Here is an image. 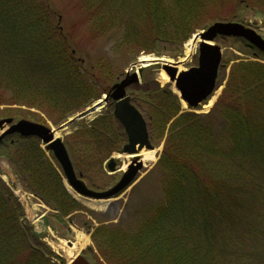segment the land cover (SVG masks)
<instances>
[{"label": "trees", "instance_id": "obj_1", "mask_svg": "<svg viewBox=\"0 0 264 264\" xmlns=\"http://www.w3.org/2000/svg\"><path fill=\"white\" fill-rule=\"evenodd\" d=\"M73 2L88 22L86 38L115 37L116 48L126 55L150 54L162 43L179 49L209 20H235L244 8H256L254 14L264 17V0ZM228 7L235 8L231 16ZM52 8L51 0H0V106L34 108L59 124L107 86L95 70L104 62L85 65L72 44L77 36L64 32ZM178 110L176 96L167 90L157 106L145 108L152 140L165 134L155 164L158 192L135 213L130 228L101 225L93 231L103 262L96 259L101 264H264V64L234 63L208 113L177 115ZM80 123L65 139L75 169L90 181L124 135L110 112ZM10 149L19 178L57 211V220L79 208L37 139ZM20 211L0 180V264H56L31 226L20 222Z\"/></svg>", "mask_w": 264, "mask_h": 264}, {"label": "rangeland", "instance_id": "obj_2", "mask_svg": "<svg viewBox=\"0 0 264 264\" xmlns=\"http://www.w3.org/2000/svg\"><path fill=\"white\" fill-rule=\"evenodd\" d=\"M51 3L54 7L52 9L59 13L61 16V25L64 32L66 34L68 33L77 36V38H75V40H77L72 41V44L76 49L77 56L83 58V60L85 61V65L90 66L99 59L100 62H104V65H102V67L99 69L94 66L97 72L98 70L101 71L99 72V74L102 75L101 82L104 86H110L111 83L116 81L115 79L117 77L118 79H120L126 71H130V67H133L132 64L137 62L141 55L149 54L141 51L140 53H131L130 55L127 53L126 55L124 53L125 50L120 51L116 48L115 37H112L111 39L99 37L96 40H89V38H86V28L88 26V22H86L85 17H83V11L80 10V8L75 7V3L73 2V0H51ZM234 9L235 8L228 7L224 10L226 14H230L231 16ZM255 9L256 8L252 7L241 9L239 13L235 14L236 19L234 21L241 22L245 25H248L249 27L254 28L258 33H260L264 37V17L255 15L253 12ZM214 20L217 19L209 20L206 26ZM195 31L198 32L199 30ZM193 36L194 35H192V37ZM188 41L189 40L187 39L185 42H183L179 49H177L175 46H170L168 44L162 43L158 47L157 51L150 52L149 55L166 57L177 62L181 60V58L184 56L186 50L185 45ZM217 42L222 48L223 66L218 77V80L221 82H224L227 78L230 67L233 63L240 61L241 59L254 60V57L249 48H247L244 43L235 41V38L220 39ZM195 51L196 50L194 49V51L192 52ZM195 54L196 53H194L191 58L189 57L183 63L176 64L179 70L188 69L191 66L195 65ZM261 58L264 60V57L261 56L258 59ZM163 64L164 62L160 61L157 64H150L149 67L144 68L139 77V83L136 84V86H133L132 89L127 90V93L132 96L133 101L143 112L145 108H148L149 105H158V94L161 91L160 89L169 88L170 90H173V84L169 81V77L162 69ZM170 64L172 65V63ZM134 69L135 68H133L132 70ZM162 70L167 76L166 81L161 76ZM221 74L222 77H220ZM222 87L223 86H220L217 90H215V93L211 98L212 104L210 107L204 108L203 105H201L197 107V109H192V111L194 110L198 113L209 111L213 103L215 102L214 100H216L218 95L220 94ZM156 94L157 98L155 99ZM92 104L93 102L90 104V106ZM180 104L181 106L179 105L178 113L181 111L189 110L187 105L185 107H182V101H180ZM89 114L90 115L88 117L85 116L80 119V121L85 122L91 120V113ZM42 115L38 113H27V111H24L23 109H18L16 106H0V118L11 116V118L13 117L14 119L21 117L40 121V118H44V121L48 122L53 127L55 126L52 122V119H50L46 114ZM78 126L80 127L81 123L78 124ZM2 127L6 128V124H1L0 128ZM76 127L77 124H71L68 128V133H71V131H73V129ZM62 136L63 138H65L64 135ZM164 136L165 134L163 135V137ZM122 143L123 141L121 142V144ZM152 144L154 146L153 149L143 150L144 152L154 151V159L150 160L144 158L142 155L139 156V159L143 163V168L139 171L137 175V180L131 187H129L127 190L117 196L116 199L112 200L110 205L105 210L91 212L83 209L78 213H71L72 215L69 214L70 216H66L63 218L64 220L59 221L55 217L53 211L50 212L49 208L40 203L39 201H36L32 197H29L28 199H23L20 196L21 200L23 199L22 201H20L22 202V222H28L29 224H31L38 239L45 244L46 248H49L50 251L54 252L56 255L59 256V258H56L58 260V263L56 264H68L70 259H72L71 257H68L64 249L60 247L56 248V243H61L60 239L64 240L68 247L70 245L69 242H71V247L73 246V244L76 245L77 248L72 250V257L76 254H80L81 250L85 249L87 246H92L95 249L90 234L96 226L98 227V225H106L109 227H117L126 230L129 226L133 224L134 221L137 220L136 218L138 216L135 213L141 211V208L149 205L151 202L154 201V199L156 198L154 196L155 194L157 195L159 188L158 184H160V179L157 175L158 170L155 169V163L158 160L162 148V142H157V144L156 142H152ZM110 157L118 158L116 167H119L120 169L125 167V165H127L129 162V158L126 155H117L116 151L112 152ZM104 167L106 170V174H109L107 171L106 164H104ZM7 171H9V169ZM92 175V180L93 182H95L96 185H103L104 187H108L109 185H111L110 183H113L119 179L121 172H116L105 176H101L97 173ZM3 178H5L4 181L9 184L11 189L14 191L15 196H17V187L15 186V183H13L12 177L10 178L7 175ZM96 253L98 254L97 249H95V255H92L91 253H89V255L93 259L95 258V262L96 260L98 261V259H96L97 257L100 259V261L103 262V259L100 257V255L96 256ZM98 264L101 263L99 262Z\"/></svg>", "mask_w": 264, "mask_h": 264}, {"label": "water", "instance_id": "obj_3", "mask_svg": "<svg viewBox=\"0 0 264 264\" xmlns=\"http://www.w3.org/2000/svg\"><path fill=\"white\" fill-rule=\"evenodd\" d=\"M234 36L242 37L247 40L250 45H254L258 49L264 51V39L254 30L237 22H214L204 31L199 32L195 37H199L198 45V65L185 71H177L174 65L166 62L164 70L173 81L175 88L178 90L181 98L188 106L195 107L214 89L215 80L217 78L218 66L221 60V50L219 45L212 44L216 36ZM168 63V64H167ZM142 68H138L141 74ZM138 81L136 73L127 75L119 83L111 85L110 97L115 101L113 116L124 126V130L128 139V143L122 148V152L131 154L138 152L141 148H152L148 139V131L146 121L138 110V108L130 102V97L125 95V88L132 83ZM108 99L105 96L104 102ZM99 103V102H98ZM94 106V105H93ZM91 107L82 114L76 116L69 123L80 119L87 114L95 111L96 108ZM10 123L11 119L4 120ZM3 122L0 121V125ZM17 132L23 136H37L45 145V150L52 152L55 160L60 165L63 176L68 185L80 196L88 199L107 200L124 190L135 178L138 170L141 168V162L137 161V157L131 158V163L127 165V169L123 172L120 180L112 187L104 191H95L89 189L86 183L79 179L76 175L71 159L69 157L65 144L61 137L54 136V129L42 124L34 123L22 119L12 124L8 129L2 131L0 140L9 133ZM110 170H115V161L111 159L108 162ZM71 264H90L82 256H78Z\"/></svg>", "mask_w": 264, "mask_h": 264}, {"label": "bare ground", "instance_id": "obj_4", "mask_svg": "<svg viewBox=\"0 0 264 264\" xmlns=\"http://www.w3.org/2000/svg\"><path fill=\"white\" fill-rule=\"evenodd\" d=\"M195 39H193V38H191L188 42H187V44L185 45V48H186V50H185V54H184V56L181 58V60H179L178 62H184V61H186L189 57L191 58V56H192V54H193V52L192 51H194V48H195ZM161 58H163V60H167V61H170V63L173 61V60H171V59H167V58H165V57H161ZM156 58L154 57V56H151V55H146V54H144V55H141L140 57H139V60H140V64L142 65V66H147V65H150V63H153V61L152 60H155ZM161 76H162V78L166 81L167 80V76H166V74L163 72V70H162V72H161ZM173 90L175 91V89H174V87H173ZM182 101V100H181ZM185 101L183 100L182 101V107H185L186 106V103H184ZM104 104V101H102V102H99V103H95V105L93 106L94 108H96V110L95 111H97V110H99V109H101L102 108V105ZM211 104H212V99H209L208 101H206V103H204V105H203V107L204 108H207V107H210L211 106ZM95 111H92V114H91V117H92V115L94 114V112ZM89 115V114H88ZM69 125L68 124H65V125H63V127H60V128H57V129H55V136H58V135H60V134H62V133H65V132H67L69 129ZM154 151H145L144 152V150H142L138 155H136V156H143L144 158H146V159H150V160H152V159H154ZM128 158H129V160H130V158H131V155H126ZM125 165V164H124ZM124 168V167H123ZM68 187V186H67ZM68 189L72 192V190L68 187ZM73 193V192H72ZM76 197H77V199H80L85 205H86V207L88 206V207H90V208H92V209H96V210H99V209H103V210H105L106 208H107V205H108V202H105V201H91V200H87V199H82V198H80L79 196H77L75 193H73ZM60 241H61V243L59 244L58 242L56 243V248H58V247H60V248H62V249H64L65 251H66V253H67V255H68V257H71L72 258V250H74L75 248H77L76 247V245L75 244H73V246L71 247V246H69L68 247V245L66 244V242L64 241V240H61L60 239ZM67 246V247H66Z\"/></svg>", "mask_w": 264, "mask_h": 264}]
</instances>
